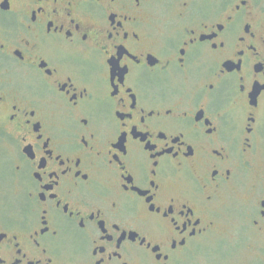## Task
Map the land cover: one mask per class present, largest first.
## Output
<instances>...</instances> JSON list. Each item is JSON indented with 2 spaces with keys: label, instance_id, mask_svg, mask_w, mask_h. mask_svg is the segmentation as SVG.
<instances>
[{
  "label": "flooded vegetation",
  "instance_id": "flooded-vegetation-1",
  "mask_svg": "<svg viewBox=\"0 0 264 264\" xmlns=\"http://www.w3.org/2000/svg\"><path fill=\"white\" fill-rule=\"evenodd\" d=\"M262 213L264 0H0V264H264Z\"/></svg>",
  "mask_w": 264,
  "mask_h": 264
},
{
  "label": "snow or ice",
  "instance_id": "snow-or-ice-1",
  "mask_svg": "<svg viewBox=\"0 0 264 264\" xmlns=\"http://www.w3.org/2000/svg\"><path fill=\"white\" fill-rule=\"evenodd\" d=\"M152 175L154 176L155 175V172H152ZM262 217H264V213L261 214Z\"/></svg>",
  "mask_w": 264,
  "mask_h": 264
}]
</instances>
